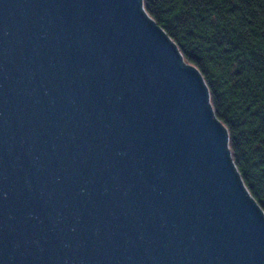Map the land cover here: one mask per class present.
I'll use <instances>...</instances> for the list:
<instances>
[{"label": "water", "instance_id": "water-1", "mask_svg": "<svg viewBox=\"0 0 264 264\" xmlns=\"http://www.w3.org/2000/svg\"><path fill=\"white\" fill-rule=\"evenodd\" d=\"M141 1L0 0V264H264L227 129Z\"/></svg>", "mask_w": 264, "mask_h": 264}, {"label": "trees", "instance_id": "trees-1", "mask_svg": "<svg viewBox=\"0 0 264 264\" xmlns=\"http://www.w3.org/2000/svg\"><path fill=\"white\" fill-rule=\"evenodd\" d=\"M201 75L231 160L264 213V0H142Z\"/></svg>", "mask_w": 264, "mask_h": 264}, {"label": "rangeland", "instance_id": "rangeland-1", "mask_svg": "<svg viewBox=\"0 0 264 264\" xmlns=\"http://www.w3.org/2000/svg\"><path fill=\"white\" fill-rule=\"evenodd\" d=\"M177 52H178V51H177ZM179 60H180L181 65H183L184 67H188V66L185 64V62H184L181 58H179ZM226 141H227V139H226ZM226 148L229 149L228 146H226ZM226 148H225V149H226ZM227 149H226V150H227ZM229 153H230V152H229ZM230 156H231V154H230Z\"/></svg>", "mask_w": 264, "mask_h": 264}]
</instances>
